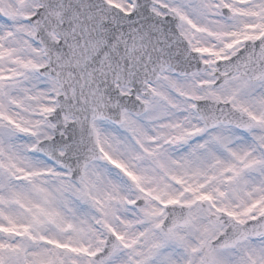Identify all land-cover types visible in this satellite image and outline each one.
I'll use <instances>...</instances> for the list:
<instances>
[{
  "label": "snow or ice",
  "instance_id": "obj_1",
  "mask_svg": "<svg viewBox=\"0 0 264 264\" xmlns=\"http://www.w3.org/2000/svg\"><path fill=\"white\" fill-rule=\"evenodd\" d=\"M0 264H264V0H0Z\"/></svg>",
  "mask_w": 264,
  "mask_h": 264
}]
</instances>
